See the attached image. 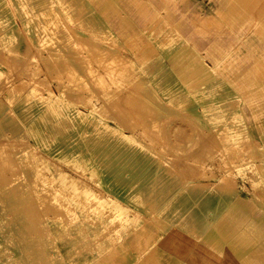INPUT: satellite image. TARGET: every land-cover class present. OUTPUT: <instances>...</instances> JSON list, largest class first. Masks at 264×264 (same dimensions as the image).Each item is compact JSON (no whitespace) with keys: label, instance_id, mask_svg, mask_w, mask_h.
<instances>
[{"label":"rangeland","instance_id":"374dc122","mask_svg":"<svg viewBox=\"0 0 264 264\" xmlns=\"http://www.w3.org/2000/svg\"><path fill=\"white\" fill-rule=\"evenodd\" d=\"M83 1L0 0V264H163L166 229L213 221L169 214L176 193L264 212V0L240 30L220 0ZM216 45L258 81L222 70L231 120L208 103L219 72L189 66Z\"/></svg>","mask_w":264,"mask_h":264},{"label":"crops","instance_id":"0c3cea01","mask_svg":"<svg viewBox=\"0 0 264 264\" xmlns=\"http://www.w3.org/2000/svg\"><path fill=\"white\" fill-rule=\"evenodd\" d=\"M24 1L25 4L26 0ZM31 1L37 2L41 0ZM220 1L222 8L220 12H222L225 21L231 22L239 30L245 24L251 22L250 13L254 11L252 7L255 4V0ZM68 3L74 8L84 6L83 0H78L77 2L68 0ZM207 8L211 11L212 6H207ZM83 15L84 17H80L79 21L87 29L95 31L104 29L111 39L119 42L114 35H111L105 22L89 8H87V11ZM214 21L220 22L218 18H215ZM221 23L223 22L221 21ZM209 50L215 51L212 55L213 62L215 63L214 68L198 56L193 57L189 66L197 68L199 71L208 69L219 72L216 80L213 82H210V80L206 84L207 90L210 92L207 99L210 106L216 100L215 106L213 108L210 107V109L220 110L221 112L227 110L229 112L228 118L231 120L234 114L229 105V99L234 97V93L227 86L226 82L229 80L223 77L224 73L222 70L228 69L231 72H236L235 76L237 78L234 79L236 84L238 82L244 85L247 75L251 77L253 84H256L258 81L253 77V72L249 71V69L243 73L240 71L239 66L242 57L236 56L232 60H228L226 64H222L216 55V53L221 52L222 48L216 45L210 47ZM262 60L264 63V53ZM257 65L261 66L262 63L258 62ZM163 69L169 78L170 84L177 85L178 79L174 77V72L167 65H163ZM237 71L239 72L237 73ZM250 77L248 78L250 79ZM254 100L257 99L255 98ZM260 172L264 179V169ZM199 182L203 184L205 181L201 180ZM212 183L215 184V182ZM181 191L182 189L179 193ZM176 195L177 193L171 197L170 204L173 207L169 214L175 210H178L180 214H184L186 209L190 208L196 218L203 219L213 216V221L204 235H196L197 237L195 238L190 234L178 233L175 225L166 229L161 236L163 240L159 250L163 253V264H264V212L254 210L256 207L253 202H248L243 198L238 199L232 195L227 197L211 196L208 198L201 195L195 199L175 198Z\"/></svg>","mask_w":264,"mask_h":264}]
</instances>
